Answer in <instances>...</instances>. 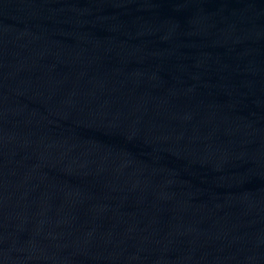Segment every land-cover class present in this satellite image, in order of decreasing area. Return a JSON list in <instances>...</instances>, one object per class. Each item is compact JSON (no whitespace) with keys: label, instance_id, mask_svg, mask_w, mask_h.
<instances>
[{"label":"water","instance_id":"water-1","mask_svg":"<svg viewBox=\"0 0 264 264\" xmlns=\"http://www.w3.org/2000/svg\"><path fill=\"white\" fill-rule=\"evenodd\" d=\"M0 264H264V0H0Z\"/></svg>","mask_w":264,"mask_h":264}]
</instances>
